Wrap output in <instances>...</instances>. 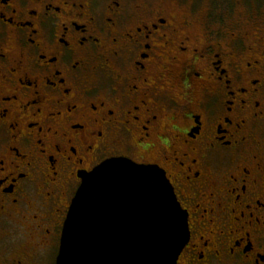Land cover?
I'll return each mask as SVG.
<instances>
[{"label":"flooded vegetation","instance_id":"1","mask_svg":"<svg viewBox=\"0 0 264 264\" xmlns=\"http://www.w3.org/2000/svg\"><path fill=\"white\" fill-rule=\"evenodd\" d=\"M157 1L0 0V264H56L83 176L123 157L202 194L174 264H264V17Z\"/></svg>","mask_w":264,"mask_h":264},{"label":"water","instance_id":"2","mask_svg":"<svg viewBox=\"0 0 264 264\" xmlns=\"http://www.w3.org/2000/svg\"><path fill=\"white\" fill-rule=\"evenodd\" d=\"M92 172L71 203L56 264H174L190 229L164 170L123 157Z\"/></svg>","mask_w":264,"mask_h":264},{"label":"snow or ice","instance_id":"3","mask_svg":"<svg viewBox=\"0 0 264 264\" xmlns=\"http://www.w3.org/2000/svg\"><path fill=\"white\" fill-rule=\"evenodd\" d=\"M162 35H163V33H162ZM2 111H3V109H0V112H2ZM93 121H95L94 117H93ZM77 123H79V122H77ZM105 123H107V121H105ZM100 131L101 130L99 128L92 130L93 133L100 132ZM121 133L124 135L125 139L128 141V143L125 145L126 150H131V151L138 150V146L135 145V141L130 139L131 129L121 128ZM89 135H90V133L85 132L84 137H82V139L80 140V143L83 145V149L85 150V156L78 157L81 163H83L85 157L91 158L94 151L96 149L101 148V145H99V144L94 145V142L91 139L87 138ZM105 141H106V143H105L104 147H107V144H108V138L107 137H105ZM57 147H59V145H57ZM152 147L155 148L156 146L153 145ZM73 149H75V151H76L75 147H73ZM158 151H159L160 156H162L164 158V161L167 162L168 161V154L166 152H164L162 148L159 149ZM173 159H175V158H173ZM153 162H155V161H153ZM176 162L180 163L179 161H176ZM160 166L163 167V164H161ZM181 167H183L182 163H181ZM187 171L191 172V169H188ZM197 175H198V173H197ZM169 176H171V178L174 179L175 173H170ZM5 179H6V174L0 175V184H2ZM161 180H162V182L166 181L167 186L170 183L169 177L165 176L164 173H163ZM197 195H202V194L198 193L197 191H193L192 198L190 200H186L185 205H181L178 202H175V198H174L175 209H176L178 215L180 216L185 228H187V220H188L187 210L188 209H194L196 212H199L201 215H203V205L200 203L199 200L196 199ZM182 208H184L183 211L181 210ZM185 243H188V241L186 240ZM194 246H195V239L192 240V243H188V247L190 249L193 248Z\"/></svg>","mask_w":264,"mask_h":264},{"label":"rangeland","instance_id":"4","mask_svg":"<svg viewBox=\"0 0 264 264\" xmlns=\"http://www.w3.org/2000/svg\"><path fill=\"white\" fill-rule=\"evenodd\" d=\"M178 1L179 0H158L157 2L167 3L180 13H191L193 9H196L199 13H206V10L213 11L214 13L225 7L228 13L230 11L233 12V9H235L237 13H255L264 17V0H196L195 8L190 6L193 0H188L187 3H182V5H180ZM222 4L224 7L220 9L219 7Z\"/></svg>","mask_w":264,"mask_h":264}]
</instances>
